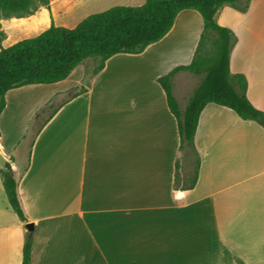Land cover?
<instances>
[{"label":"crops","instance_id":"crops-1","mask_svg":"<svg viewBox=\"0 0 264 264\" xmlns=\"http://www.w3.org/2000/svg\"><path fill=\"white\" fill-rule=\"evenodd\" d=\"M22 19L3 20L5 35V24ZM216 21L235 34L231 72L246 77L249 101L264 112V0H250L246 12L225 6ZM193 22L192 62L204 23L186 10L160 42L113 56L85 90L60 104L57 94L75 93L82 82L36 103L29 99L39 85L6 94L0 152L18 179L28 222L11 208L0 167V264H23L30 233L32 264H264L262 126L208 104L195 137L198 181L191 191L174 188L180 134L157 80L181 65L154 72L163 57L150 52ZM126 67L137 70L130 75L139 86L112 81ZM174 96L183 110L187 102L180 104L175 87ZM50 104L57 112L37 119Z\"/></svg>","mask_w":264,"mask_h":264},{"label":"trees","instance_id":"trees-1","mask_svg":"<svg viewBox=\"0 0 264 264\" xmlns=\"http://www.w3.org/2000/svg\"><path fill=\"white\" fill-rule=\"evenodd\" d=\"M0 0V47L5 40L2 21L26 18L49 0ZM250 0H145L140 7L118 6L85 18L75 28L51 25L36 37L28 38L0 51V115L5 109V96L13 89L30 85H53L68 79L85 60L97 59L98 75L105 62L118 54L138 55L149 46L160 42L172 30L177 16L186 10L200 14L204 31L194 59L188 65L174 68L160 77L170 112L178 123L180 134L179 157L176 162L175 191H191L199 178L200 155L195 137L202 111L215 104L234 111L241 119L257 122L264 128V112L255 108L247 97L248 82L242 74H232L230 58L235 34L219 25L216 15L230 6L246 12ZM33 4V7L31 5ZM242 5V7H240ZM213 37V50L208 53L206 43ZM187 72L201 78L188 98L185 108L179 107L174 96L173 82L177 74ZM83 91V90H82ZM75 91L70 97L80 94ZM59 107L48 105L52 117ZM1 136V134H0ZM26 170V168L24 169ZM182 170L185 174H182ZM3 186L9 204L20 221L28 222L19 192L18 179L11 163L2 170ZM32 233L28 234L23 249V264H32Z\"/></svg>","mask_w":264,"mask_h":264},{"label":"rangeland","instance_id":"rangeland-1","mask_svg":"<svg viewBox=\"0 0 264 264\" xmlns=\"http://www.w3.org/2000/svg\"><path fill=\"white\" fill-rule=\"evenodd\" d=\"M49 2L50 4L48 8L41 7L34 13V15L19 20V23L14 26L5 24L4 26L8 32L5 35L6 39L3 41L0 50L1 48H8L21 40L36 37L47 30L52 24L66 28H75L90 15L98 14L118 6L140 7L144 5L145 0H49ZM34 3L41 4L39 0H34ZM31 7H33V4ZM42 8H47L49 10L50 15H48V17L43 18L41 17V14L37 16ZM193 24L196 27L195 22L188 25L187 23H182V25L178 24V30H176L174 35L169 38L168 42L162 45L161 48L159 46L154 50H151L150 54L154 55L156 58L158 55H162L163 57L162 63L155 64L152 71L156 72L158 70L161 73L166 74V72H169L174 66L187 65L191 62V45L192 42H194V40H192L194 37V34L192 33ZM189 25L191 26L188 27ZM213 45V37L210 36L209 41H207L205 46L208 53L213 50ZM99 64L100 61L97 59L85 60L74 70L71 78L67 80L68 82L49 86L39 85L37 86L39 87L38 90H36L29 101L33 100L36 103L39 100H43L52 95L54 92L69 90L70 86L73 84L79 85L81 82L82 86L81 88L78 87L77 90H85L95 77L94 71ZM123 71L126 73L124 72L125 76L123 75L122 78L114 79L111 77L112 81H115V85L131 89L141 84V81H136L137 79L131 81L132 75H130V73L136 75L137 70L135 68L126 67ZM200 80V77L187 72H181L176 75L173 82V90L175 87L179 94L180 104L182 106L185 105V102H187L186 100H188L187 96L198 86ZM72 93V91H69L67 94L58 93L56 103L60 104L67 100ZM26 107L29 108V106ZM15 115H17V113H15ZM26 144L28 145L29 142L25 143V145Z\"/></svg>","mask_w":264,"mask_h":264},{"label":"water","instance_id":"water-1","mask_svg":"<svg viewBox=\"0 0 264 264\" xmlns=\"http://www.w3.org/2000/svg\"><path fill=\"white\" fill-rule=\"evenodd\" d=\"M8 164V160L6 159V157L0 152V167L1 168H6ZM28 229L32 230V225L29 224L28 225Z\"/></svg>","mask_w":264,"mask_h":264}]
</instances>
